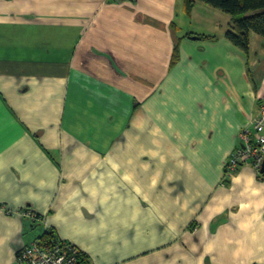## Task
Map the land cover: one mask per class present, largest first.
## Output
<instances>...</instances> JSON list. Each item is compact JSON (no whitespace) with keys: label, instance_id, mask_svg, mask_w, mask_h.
Segmentation results:
<instances>
[{"label":"crops","instance_id":"0c3cea01","mask_svg":"<svg viewBox=\"0 0 264 264\" xmlns=\"http://www.w3.org/2000/svg\"><path fill=\"white\" fill-rule=\"evenodd\" d=\"M231 21L185 0H0V264L48 229L91 264H264V177L225 167L264 105V38L245 54Z\"/></svg>","mask_w":264,"mask_h":264},{"label":"built area","instance_id":"2783aa9c","mask_svg":"<svg viewBox=\"0 0 264 264\" xmlns=\"http://www.w3.org/2000/svg\"><path fill=\"white\" fill-rule=\"evenodd\" d=\"M239 140L240 145L226 162V171L233 173L239 165L250 162L261 174L264 163V105L259 107L253 130L242 131ZM21 214L33 222L42 220L30 209L22 210ZM78 251V248L66 241L47 245L36 239L19 252L15 264H77Z\"/></svg>","mask_w":264,"mask_h":264},{"label":"trees","instance_id":"16d2710c","mask_svg":"<svg viewBox=\"0 0 264 264\" xmlns=\"http://www.w3.org/2000/svg\"><path fill=\"white\" fill-rule=\"evenodd\" d=\"M196 2H202L209 5L232 18L229 28L225 33V37L245 54H248L250 51V35L252 33L258 34L264 38V0H185V7L188 13H191ZM189 35L190 39L194 37L196 40L209 42H215L218 40V37L216 36ZM177 52H179V50L176 46L174 54ZM260 176L264 177V173H261ZM25 209L29 210V208H24L23 210ZM37 239L47 245H53L65 241L60 240L53 229H48L43 236L38 237ZM77 259V264H91L88 255L80 250L77 252ZM13 264H15V261Z\"/></svg>","mask_w":264,"mask_h":264},{"label":"water","instance_id":"95a60500","mask_svg":"<svg viewBox=\"0 0 264 264\" xmlns=\"http://www.w3.org/2000/svg\"><path fill=\"white\" fill-rule=\"evenodd\" d=\"M261 172L264 173V163H263V165H262Z\"/></svg>","mask_w":264,"mask_h":264}]
</instances>
